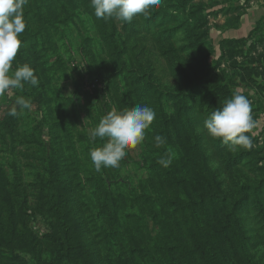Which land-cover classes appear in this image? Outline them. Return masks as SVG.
<instances>
[{"label":"rangeland","instance_id":"1","mask_svg":"<svg viewBox=\"0 0 264 264\" xmlns=\"http://www.w3.org/2000/svg\"><path fill=\"white\" fill-rule=\"evenodd\" d=\"M257 3L162 0L128 23L90 0H27L12 68L40 83L0 96V264H264V18L230 35ZM235 92L251 150L203 130ZM18 96L32 107L11 116ZM136 104L156 113L144 142L97 172L91 129Z\"/></svg>","mask_w":264,"mask_h":264},{"label":"clouds","instance_id":"2","mask_svg":"<svg viewBox=\"0 0 264 264\" xmlns=\"http://www.w3.org/2000/svg\"><path fill=\"white\" fill-rule=\"evenodd\" d=\"M97 19H116L131 23L137 16L147 18L161 5L162 0H90ZM27 0H0V96L12 90H24L25 85L39 86V78L27 63L12 65L22 46L21 34L26 29L24 6ZM32 103L24 96H18L15 106L9 112L11 116L20 115L23 110H30ZM19 109V111L17 110ZM156 118L155 111L147 106L136 104L132 108L118 111L115 108L104 115L99 123L91 129L90 138L105 141L102 146L90 150L89 156L97 172L102 169L119 168L130 149L141 145L145 140L146 130ZM257 121L252 114L250 100L243 94L235 92L221 107L210 112L203 120V130L209 137L219 140L230 150L241 147L251 150L254 129ZM166 144V138L157 135L155 147ZM173 161L169 149L167 158L157 162L168 168Z\"/></svg>","mask_w":264,"mask_h":264},{"label":"crops","instance_id":"3","mask_svg":"<svg viewBox=\"0 0 264 264\" xmlns=\"http://www.w3.org/2000/svg\"><path fill=\"white\" fill-rule=\"evenodd\" d=\"M264 18V4H254L248 7L239 19L238 28L233 33H230L231 37L243 38L247 37L249 33L257 27V24Z\"/></svg>","mask_w":264,"mask_h":264},{"label":"trees","instance_id":"4","mask_svg":"<svg viewBox=\"0 0 264 264\" xmlns=\"http://www.w3.org/2000/svg\"><path fill=\"white\" fill-rule=\"evenodd\" d=\"M0 183H1V185H2V187H3V190H4V194L6 195V197H7V200L10 202L11 200H10V198H9V192H8V188H7V183H6V180H5V177H4V175H2L1 177H0Z\"/></svg>","mask_w":264,"mask_h":264}]
</instances>
